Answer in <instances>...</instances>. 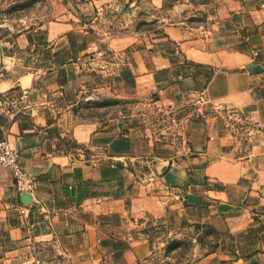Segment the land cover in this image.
I'll return each mask as SVG.
<instances>
[{
    "label": "crops",
    "instance_id": "0c3cea01",
    "mask_svg": "<svg viewBox=\"0 0 264 264\" xmlns=\"http://www.w3.org/2000/svg\"><path fill=\"white\" fill-rule=\"evenodd\" d=\"M118 4L154 27H103ZM40 16L0 31V139L35 179L26 204L2 170L0 264H156L175 238L193 242L182 264H264V0H49ZM101 95L134 111L83 117Z\"/></svg>",
    "mask_w": 264,
    "mask_h": 264
},
{
    "label": "rangeland",
    "instance_id": "374dc122",
    "mask_svg": "<svg viewBox=\"0 0 264 264\" xmlns=\"http://www.w3.org/2000/svg\"><path fill=\"white\" fill-rule=\"evenodd\" d=\"M49 0H0V22L4 24L0 28L2 34L10 31L12 34L20 28L19 23L35 24L41 17L40 14L48 10ZM139 12H129L126 7L118 4L108 7L102 13L101 23L103 27H107L113 32L123 33L131 31H148L154 27L153 22L142 20L139 18ZM28 17V20L25 19ZM25 19V21H23ZM135 98H120L116 96L103 97L102 95L95 100H83L80 107L84 109L83 117L96 115L101 117L104 115L121 116L122 114H130L134 111ZM143 110V109H142ZM158 111V110H157ZM168 112L163 110L156 112L157 117L162 123H168ZM192 240L184 239V242L172 249L164 250L162 260L156 264H182L186 254L192 249ZM168 244V243H167ZM166 244V246H167ZM46 254H54V248L47 246L43 250Z\"/></svg>",
    "mask_w": 264,
    "mask_h": 264
},
{
    "label": "built area",
    "instance_id": "2783aa9c",
    "mask_svg": "<svg viewBox=\"0 0 264 264\" xmlns=\"http://www.w3.org/2000/svg\"><path fill=\"white\" fill-rule=\"evenodd\" d=\"M28 89H23V96L27 97ZM5 99L0 97V106L4 105ZM171 120L173 122H178L177 116H172ZM227 126L232 128L237 134H241L242 131H248L247 133L252 134L254 132V125L252 119L243 114L241 111L236 109H231L228 111L226 116ZM4 168H9L11 170L12 176L17 190L22 192H32L35 186L34 177L22 166L20 162V150L14 146L8 139H0V183L2 179V170ZM20 210L22 214H27V205H21Z\"/></svg>",
    "mask_w": 264,
    "mask_h": 264
},
{
    "label": "water",
    "instance_id": "95a60500",
    "mask_svg": "<svg viewBox=\"0 0 264 264\" xmlns=\"http://www.w3.org/2000/svg\"><path fill=\"white\" fill-rule=\"evenodd\" d=\"M4 57L5 56L3 53L2 44H0V64H2L1 61L3 60ZM252 69L256 70L258 69V67L254 65ZM32 198H33L32 192H22V200L24 203L26 204L30 203L32 201Z\"/></svg>",
    "mask_w": 264,
    "mask_h": 264
},
{
    "label": "trees",
    "instance_id": "16d2710c",
    "mask_svg": "<svg viewBox=\"0 0 264 264\" xmlns=\"http://www.w3.org/2000/svg\"><path fill=\"white\" fill-rule=\"evenodd\" d=\"M184 242L183 238H175L168 242L166 246V250H172L178 246H180Z\"/></svg>",
    "mask_w": 264,
    "mask_h": 264
}]
</instances>
